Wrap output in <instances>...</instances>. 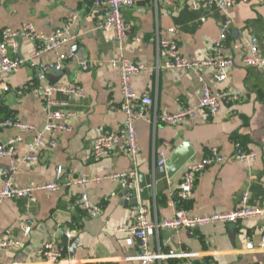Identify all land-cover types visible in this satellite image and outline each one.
<instances>
[{"label": "crops", "instance_id": "1", "mask_svg": "<svg viewBox=\"0 0 264 264\" xmlns=\"http://www.w3.org/2000/svg\"><path fill=\"white\" fill-rule=\"evenodd\" d=\"M193 2L198 6L194 7ZM71 15L76 17L70 27L78 34L77 51L64 62L60 77L49 78L61 84L77 82L83 88L82 95H74L65 105L59 104L64 100L63 94L57 92L53 96L56 102L52 109L72 114L69 128L46 135L55 144L42 151L37 164H26L20 159L28 151L32 133L15 126L5 128L2 139L22 136V141L17 144L13 171H8V158L0 157V187L8 176L18 185L51 180L57 167H61L64 179L79 174L101 176L133 167L121 146L99 157L91 155L92 142L102 129H117L124 120L120 109L119 75L114 65L117 51L113 32L109 28H99L97 7L91 0H0V28L30 22L37 31H45L46 23L63 26ZM123 16L129 24L123 44L124 56L149 68L148 72L133 74V89L150 96L159 110L176 111L184 106L197 109L192 119L177 126L153 124L146 118L137 120L140 152L135 166L136 179L158 165L159 153L163 154L164 162L177 148L181 153L178 159L189 150H193L190 159H199L212 147L229 156L238 141L245 149H256L259 152L257 160L247 164L228 157L221 164L208 166L197 176L191 197L183 200L182 205L192 215L229 211L242 204V195L246 193V205L263 207L264 74L254 67L244 66L241 57L251 36L258 39L259 51L264 55V0L239 1L226 9L208 6L207 0H182L177 6L166 5L160 0L156 5L152 0H143L124 8ZM228 18L231 23L222 39L221 51L233 56L237 64L228 71L227 78L216 80L211 68L156 72L153 66L157 58L162 61L165 55L163 51L157 53V39L175 40L177 51L184 59H200L211 52L215 41L221 40V26ZM68 46V41L63 42L58 52L67 51ZM20 51L26 59H36L31 39L22 38ZM55 57V52L41 55L42 60ZM82 62L88 64L87 69L82 68ZM34 80L35 68L30 64L0 76V83L10 87L6 91L0 89V118L13 115L34 124L38 130L43 127L46 99L31 91L29 83ZM202 82L220 98V108L214 117L205 116L204 110L198 108ZM25 85L27 88L17 92ZM183 166L168 180L167 188L151 191L146 199L138 197L136 205L130 204L123 195L125 185L119 181L89 184L85 191L91 201L100 203L107 197L101 214L95 217H89L75 205L79 190L71 186L57 192L35 191L28 197L4 199L0 203V238L9 235L21 239L22 243L2 252L0 264H38L37 249L44 242L53 240L61 245L69 244L65 237L67 230L75 236V249L72 257H65L59 264L91 261L140 264L137 245L128 242L130 234L126 229L118 228H127L133 223L138 204L145 205L153 219L171 218L174 207L168 203L170 193L181 181ZM27 220H32L33 225L30 234L23 237L21 228ZM259 227V220L247 219L178 232L160 229L151 236L149 245L162 253L194 254L163 257L160 264H264ZM248 244L253 247L249 248Z\"/></svg>", "mask_w": 264, "mask_h": 264}, {"label": "built area", "instance_id": "2", "mask_svg": "<svg viewBox=\"0 0 264 264\" xmlns=\"http://www.w3.org/2000/svg\"><path fill=\"white\" fill-rule=\"evenodd\" d=\"M143 0H91L94 6L100 12L99 28H109L113 32L115 49L117 51L114 65L118 70L120 83V109L124 114L122 125L117 129L104 128L94 138L91 146V155L99 157L116 146H121L125 154L130 158L133 165L126 171L113 172L104 175L86 176L79 174L72 179H64L61 167H57L55 176L51 180L18 185L8 176L0 187V203L7 198L19 199L31 196L35 191L44 193L57 192L63 188L75 187L79 194L75 199V205L82 209L89 217L99 216L102 212L103 203L107 200L105 197L102 202L95 203L90 200L86 193V187L91 183H99L102 180L119 181L120 183L133 184L137 179L136 164L139 156L140 147L137 136V120L146 118L148 122L157 124H166L177 126L185 121L192 119L196 115V108L184 106L176 111L159 110L153 102V99L146 94H139L133 89L132 76L138 72H148L149 68L142 62L126 58L123 54V44L126 34L129 30V24L123 16V9L132 7ZM159 0H152L156 5ZM169 6H177L182 0H160ZM245 0H207L208 6L219 8H230L235 3ZM197 7L196 2L192 3ZM76 19L71 15L65 21L63 26H54L50 23L45 24V31H37L32 23L23 22L18 27L0 28V76L12 74L21 66L30 64L35 68V80L29 83L31 91L38 96L46 99V117L43 127L38 130L32 123L23 122L13 115L0 118V157L8 158L9 170L16 168L17 162V144L22 141V136H9L2 139V133L5 128L15 126L23 132H31L32 137L28 144V151L22 156L21 161L26 164H37L41 160V153L45 148L54 146L53 139L46 135H52L58 130L68 129V121L71 113L52 109L51 106L56 102L54 94L59 92L64 95V100L60 105H65L67 100L74 95H82L83 88L77 82L61 84L51 82L49 78L60 77L63 74L64 62L74 56L78 48V34L71 30V24ZM231 19L228 18L221 26V40L215 41L211 47V52L206 53L200 59H184L177 51V42L175 40H156L157 53H165L162 61L157 58L154 69L156 72L166 69H175L179 72L195 70L199 68H211L213 77L216 80H224L228 76V71L235 67L237 62L233 56L227 55L221 51L222 39L226 35L228 25ZM22 38H29L33 41L35 47V60L26 59L20 51V42ZM65 41L69 42L67 51L58 52L59 47ZM235 47H239L235 45ZM246 51L242 54L241 62L244 66L254 67L264 74V55L259 51L258 39L251 36L245 43ZM44 52H55L56 57L53 60H42L41 55ZM83 69L88 68L86 62L81 64ZM10 90V87L0 83V89ZM27 86H22L17 92ZM220 98L213 93L210 86L202 82L198 96V108L205 112V116L214 117L220 108ZM150 114V115H148ZM235 148L231 155H223L218 148L212 147L207 154L199 159H190L185 163L182 170V177L178 187L170 193L169 204L174 207V214L171 218L163 220L153 219L149 216L148 208L143 204L135 207V218L133 223L125 228L119 227L118 230H127L130 234L128 242L135 243L138 247L137 257L140 264H160L163 257L182 256L191 257L194 254L188 252L181 253H162L152 250L149 242L151 236L160 229H169L172 232H178L182 229H192L200 226L213 224L237 223L247 219L260 221V239L259 246L264 247V206L253 207L246 205L247 194L242 195V204L229 211L212 212L207 214L192 215L183 207V200L191 197L197 176L201 174L208 166L221 164L228 157L247 164L254 163L259 152L256 149H245L238 141L234 144ZM164 162V156L159 153L157 163ZM32 220H27L22 228L23 237H27L32 228ZM67 239H74V234L67 230L65 232ZM75 239L67 245H61L53 240L44 242L37 249L38 264H59L65 257H72L75 249ZM21 239L5 235L0 238V254L4 251L14 249L20 246ZM252 248V244H248ZM88 264H103L98 261H91ZM114 264V263H109ZM189 264H201L192 263Z\"/></svg>", "mask_w": 264, "mask_h": 264}, {"label": "water", "instance_id": "3", "mask_svg": "<svg viewBox=\"0 0 264 264\" xmlns=\"http://www.w3.org/2000/svg\"><path fill=\"white\" fill-rule=\"evenodd\" d=\"M227 33L228 30L226 31V34ZM186 144L187 142H183V145ZM179 152L180 150L177 148L165 162L154 166L146 175L140 174L137 181L133 184L125 185L122 193L129 199L130 204L136 205L139 198H148L151 191L156 192V190L161 191L163 188H167L168 180L172 178L193 155V150H189L184 152L182 157L178 159L177 156L181 155ZM5 170L7 169L5 168ZM8 171L10 172L9 168ZM73 240L74 239H69V243Z\"/></svg>", "mask_w": 264, "mask_h": 264}]
</instances>
